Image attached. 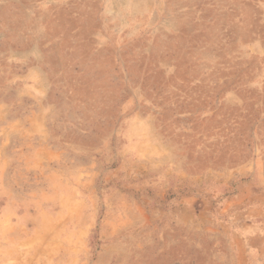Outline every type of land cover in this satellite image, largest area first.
<instances>
[{
  "label": "rangeland",
  "instance_id": "374dc122",
  "mask_svg": "<svg viewBox=\"0 0 264 264\" xmlns=\"http://www.w3.org/2000/svg\"><path fill=\"white\" fill-rule=\"evenodd\" d=\"M0 264H264V0H0Z\"/></svg>",
  "mask_w": 264,
  "mask_h": 264
}]
</instances>
